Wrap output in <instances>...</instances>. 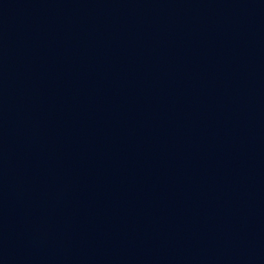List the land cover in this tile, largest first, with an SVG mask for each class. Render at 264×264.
Instances as JSON below:
<instances>
[{
	"label": "water",
	"instance_id": "95a60500",
	"mask_svg": "<svg viewBox=\"0 0 264 264\" xmlns=\"http://www.w3.org/2000/svg\"><path fill=\"white\" fill-rule=\"evenodd\" d=\"M0 264H264V0H0Z\"/></svg>",
	"mask_w": 264,
	"mask_h": 264
}]
</instances>
